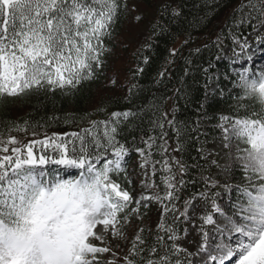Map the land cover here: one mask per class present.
<instances>
[{
    "label": "trees",
    "instance_id": "obj_1",
    "mask_svg": "<svg viewBox=\"0 0 264 264\" xmlns=\"http://www.w3.org/2000/svg\"><path fill=\"white\" fill-rule=\"evenodd\" d=\"M263 23L264 0H0V219L29 181L63 180L72 195L91 178L106 195L111 180L131 195L110 194L118 245L90 246L81 264H191L176 242L191 202L241 220L236 206L264 191L244 158L264 99L242 83L262 81L264 37L252 35ZM237 122L247 130L217 170L208 148Z\"/></svg>",
    "mask_w": 264,
    "mask_h": 264
},
{
    "label": "rangeland",
    "instance_id": "obj_2",
    "mask_svg": "<svg viewBox=\"0 0 264 264\" xmlns=\"http://www.w3.org/2000/svg\"><path fill=\"white\" fill-rule=\"evenodd\" d=\"M148 29V26L143 27L138 34L145 37L148 35ZM263 35L264 24L252 38ZM129 40L133 42L132 39ZM10 70L12 69L6 70L3 74L4 84L8 89H16L17 80ZM249 86L264 99V76L256 88L254 85ZM236 132H238L236 126L224 124L219 142L208 148V160L219 167L217 170L223 169L220 167L224 164L226 156L224 150L229 138ZM245 158L247 165L256 168L264 178V134L256 149L247 153ZM142 170L146 181L150 177L151 167L145 165ZM77 191L82 192V189ZM69 192L71 191L66 189L65 193L58 195L62 202L71 200ZM38 195L33 197L32 203L25 204L22 199L21 204L10 209L5 220L6 231L0 236V264H79L81 260L78 257L82 255V247L87 242L94 243L101 249L114 248L118 245L111 218L113 211L108 199L96 200L94 195L86 194L84 197L82 195L84 215L78 214L65 222V210L58 207L56 202L51 206L40 205L41 194ZM254 199L255 202L238 209L244 213L247 220L252 221L249 227H240V222L235 220L232 214L222 216L218 220L219 223L214 224V229H221L223 234L231 238V243L230 245L222 243L207 260L216 261V264H264V195ZM161 210L159 207L156 216L158 220L161 217ZM206 212L205 203L201 199L194 200L185 212L187 218L185 234L177 241L192 254V264H206V258L203 257L207 251L204 235ZM62 229L65 230L64 237L61 236Z\"/></svg>",
    "mask_w": 264,
    "mask_h": 264
},
{
    "label": "water",
    "instance_id": "obj_3",
    "mask_svg": "<svg viewBox=\"0 0 264 264\" xmlns=\"http://www.w3.org/2000/svg\"><path fill=\"white\" fill-rule=\"evenodd\" d=\"M111 189L115 191V194L117 197L122 198V199H128L129 195L124 194L120 191L118 187H116L113 183L110 184Z\"/></svg>",
    "mask_w": 264,
    "mask_h": 264
}]
</instances>
